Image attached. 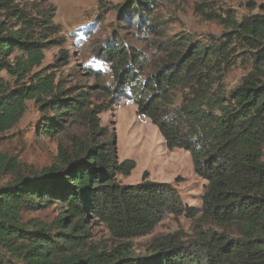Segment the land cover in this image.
Instances as JSON below:
<instances>
[{
    "label": "trees",
    "instance_id": "16d2710c",
    "mask_svg": "<svg viewBox=\"0 0 264 264\" xmlns=\"http://www.w3.org/2000/svg\"><path fill=\"white\" fill-rule=\"evenodd\" d=\"M154 2L127 0L120 10H136L140 28L142 12ZM0 11L11 20L0 21V132L21 119L27 101L39 106L41 135L81 128L68 147L59 145L57 165L0 187V264H264V2L240 21L211 13L230 29L214 44L186 36L160 42L164 56L153 67L122 41L96 46L104 69H81L100 97L64 86L50 67H41L45 50L58 41L52 6L0 0ZM240 55L253 68L226 91L225 72ZM67 59L62 52L60 64ZM114 96L131 100L168 149L190 153L196 175L206 181L199 208L183 205L169 183L144 176L120 183L118 175L128 176L135 161L117 159L113 137L100 124ZM51 202L59 208L52 222L31 220L29 227L22 221L23 211ZM169 214L193 218L192 232L157 236L147 254H134L130 241ZM90 216L123 242L110 250L86 246Z\"/></svg>",
    "mask_w": 264,
    "mask_h": 264
},
{
    "label": "rangeland",
    "instance_id": "374dc122",
    "mask_svg": "<svg viewBox=\"0 0 264 264\" xmlns=\"http://www.w3.org/2000/svg\"><path fill=\"white\" fill-rule=\"evenodd\" d=\"M126 1L12 0V4L24 8L53 7V22L59 29L58 41L45 50L41 67H50V71L55 72L64 86H78L100 97V93L91 87L95 83L94 79L82 70L104 69L93 53L96 46L112 39L122 41L129 48L144 53L153 67L164 56L160 42L186 36L192 42L214 44L230 29L217 19H211V13L223 18L229 13L240 21L243 17L258 13L259 5L264 2L155 0L149 11L142 12L146 22L138 28L136 10L126 13L120 10ZM0 21L11 23L1 11ZM148 24L152 26L148 28ZM62 52L68 56L64 64H60L59 60ZM252 65L250 58L242 55L237 57L236 63L225 72V90L229 91L239 84L242 77L252 70ZM110 101L109 107L99 114L100 124L107 127L113 137L117 159L135 161V168L128 176L118 175L120 183L136 184L143 176L153 182L169 183L176 188L183 205L199 208L206 181L196 175L190 153L178 147L168 149L157 127L148 118L136 113V105L131 100L114 96ZM38 108L33 101H27L21 119L11 129L0 132V187L8 185L16 177L38 175L42 170L57 165L59 145L68 147L70 136L73 133L81 134V128L68 126L54 136L41 135ZM54 205L51 202L38 210H25L22 212V221L28 226L31 220L50 223L59 213V208ZM86 220L88 229L83 238L86 246L110 250L123 242L113 237L105 224L91 216ZM193 223L194 219L184 214L165 215L149 234L130 241L132 251L136 255L147 254L149 242L153 238L175 231L190 234ZM0 253H4L3 250L0 249ZM11 260L17 263L10 257Z\"/></svg>",
    "mask_w": 264,
    "mask_h": 264
}]
</instances>
